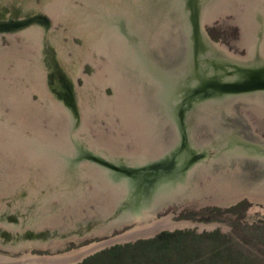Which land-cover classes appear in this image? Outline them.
<instances>
[{
  "label": "water",
  "instance_id": "1",
  "mask_svg": "<svg viewBox=\"0 0 264 264\" xmlns=\"http://www.w3.org/2000/svg\"><path fill=\"white\" fill-rule=\"evenodd\" d=\"M241 200L264 221V0H0V264Z\"/></svg>",
  "mask_w": 264,
  "mask_h": 264
},
{
  "label": "rangeland",
  "instance_id": "2",
  "mask_svg": "<svg viewBox=\"0 0 264 264\" xmlns=\"http://www.w3.org/2000/svg\"><path fill=\"white\" fill-rule=\"evenodd\" d=\"M252 204L241 200L229 208L203 207L187 211L170 222L225 224L199 234L197 226L164 230L152 238L112 245L77 264H264V221H245Z\"/></svg>",
  "mask_w": 264,
  "mask_h": 264
},
{
  "label": "bare ground",
  "instance_id": "3",
  "mask_svg": "<svg viewBox=\"0 0 264 264\" xmlns=\"http://www.w3.org/2000/svg\"><path fill=\"white\" fill-rule=\"evenodd\" d=\"M172 222V221H171Z\"/></svg>",
  "mask_w": 264,
  "mask_h": 264
}]
</instances>
